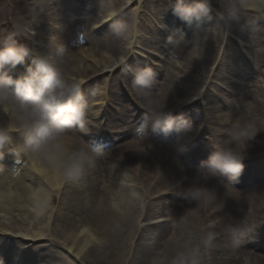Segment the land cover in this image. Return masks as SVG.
<instances>
[{
    "label": "bare ground",
    "instance_id": "obj_1",
    "mask_svg": "<svg viewBox=\"0 0 264 264\" xmlns=\"http://www.w3.org/2000/svg\"><path fill=\"white\" fill-rule=\"evenodd\" d=\"M113 1L119 4L123 10L133 4V0ZM89 2L90 5H97L98 0ZM247 3L249 8H253L254 11L259 7L264 9V5H261L260 0H247ZM112 4L103 10H95L99 11L100 14L95 12L91 18H107V21L117 18L120 13H117L118 11L111 6ZM137 4H139L137 8L129 12L131 18H141V11L146 4V0H137ZM88 6L89 4L80 5L75 2L71 3L69 7L64 4L70 18L78 16L83 11L82 9L87 10ZM52 10L53 8L43 10V12L49 13ZM32 13L35 14V12ZM170 14L174 15L173 12ZM171 15L166 14L165 18L168 20L172 18ZM152 18L157 17L152 14ZM212 18V21L204 19L202 22L208 23L210 28H215L211 25L219 24L218 28L223 31V41H226L227 44L229 40L225 38L227 31L229 34L237 32L244 36L249 48H255L254 54L258 55V58H254L253 61V68L256 70V74L264 73L259 68V65H264V43H261L262 45L260 46L257 43V37L264 35V20L261 18L257 20L256 18L255 20L254 18H242L239 25H233L231 28L223 30L224 25L218 22L214 16ZM29 23L35 24L32 20ZM167 24L169 31L174 32L175 29L172 28L174 25H176L177 29L181 28V32L185 31L183 25L177 19L175 22L168 21ZM240 27H246V35L239 31ZM163 29H165L164 26ZM82 32L84 33V29H82ZM98 33L93 31L88 33L87 36L91 39ZM119 33L114 31L110 36H105V45L114 55L118 54L119 50H123V47H120L122 41L118 37L121 35ZM169 34L171 35V33ZM204 34L209 37L208 35L212 34L214 36L215 32H205ZM221 34L222 32L216 34V38L207 41V43L199 42L196 39L198 37L196 34L187 37L188 43L182 41L175 43V46H177L176 54L184 62L185 68L190 72H195L196 75L193 78L181 75L171 78L168 83L163 81L153 83L150 89L153 87L157 88L160 92L158 98H154L150 94L144 95L142 97L143 100L139 103L140 107L147 111L149 109L148 101L150 100L151 104V101L154 100V110L159 111L163 106L166 111L171 112L173 115H176L179 108L187 107V109H184L185 117L190 119L194 126L199 121L202 125V120L194 116V105L197 103L192 102L186 105L188 101L178 96V94L187 92H192L191 97L198 95L195 93L197 89L194 91L196 86L182 85L180 82L197 79L199 71L203 72L205 70L213 54L212 50L217 48L219 44V39L217 38ZM52 35L59 36L60 32L54 30ZM173 41L171 43L159 42L156 44L157 52L161 54L162 51L166 52L165 48H172ZM100 44L104 45V43ZM227 44L225 48L231 47ZM224 54L228 55L225 52ZM201 57H203V62L198 61ZM215 58H217L216 55ZM231 58L232 56L230 55L226 57V60L224 58L217 73L221 72V68H225L226 71L214 76L215 79H218V82H222L226 86L225 90L220 89L218 93H208L204 97V99L208 100V103L206 102V111L210 115V122L214 112L222 108V113L230 111L233 119L244 113L246 106H248V112L244 116V120H252L261 131L248 145L247 154L249 158L244 161V169H246L240 178L244 177L233 185L242 191L231 190L227 192L228 188L226 185H229L228 182L231 181H227L223 186L216 185L220 201H227L226 207L219 204L208 208L197 207L194 203L189 204L180 196L173 194V192L182 191L181 186L176 181L184 175L189 177L194 175L195 171L192 173V169L197 166L195 153H201L200 143L196 139H193L195 142L188 143L184 138L181 137V141L178 136L173 135L174 143L180 144L181 153H173L165 149V143L158 140L152 142V147L146 145L142 148L134 149L136 147L130 144L128 148L124 147L118 148L114 152L110 151L107 154V163L104 166L98 161L96 168L88 171L87 175H84L77 183H66L63 194L64 201L59 206L63 211L58 209L55 212L57 213L56 216L54 213L49 216L51 217L50 220L47 218L49 221L48 228L52 225V228H49L52 234L58 233L55 222H61L60 233L63 234L64 248L66 249L65 251L59 250V253L60 251L62 252L60 253L62 256H53L50 253L49 250H54L57 247L53 242L48 247L37 243L36 246L32 245L29 249H21L15 245L17 243L15 239L17 238L33 240L47 235L50 241L53 240V238L51 239L52 235L50 237L46 229L42 231L41 227H36V220H44L45 216L44 203L35 199L34 190L37 188L41 189L44 196L48 199L51 188L59 193L65 183L63 176L58 170L46 166L39 160L30 161L27 159L23 171L21 169L13 171L18 173V175H13V172H11L5 176V173H0L2 182L3 180H14L13 183L15 184L14 187H10L7 183L3 185V189L7 190L8 194L7 197H2L3 199L0 201V214L6 215L5 219L8 220L7 215H10L11 211L14 214L18 212L23 214L22 216L20 214L16 216L21 217V219L18 218L20 221L23 218H31L32 221L29 225L30 229H26L23 228L26 227L23 223H17V218L10 217V222L16 221L14 224H9L10 222L4 223L0 218V224H2V226L0 225V251L4 250L5 252V257H3L4 264L12 260L10 255L16 258L13 264H33L34 256H36L38 262H43L45 259L40 254L43 256L47 254L46 258H50L56 264H153V260L156 258L170 261L175 253L185 245L195 246L199 244L204 235L205 225L217 221L218 223L214 230L220 233L223 224L232 222L234 218L242 219L246 227L251 230L244 244L239 248H234L228 242V238L221 234L218 236V241L213 249L202 248L203 264H245L246 259L250 261V264H264V241L261 244L252 241V238L258 239L259 236L261 239L264 238V184H262V181L259 182L250 177V171L255 168L252 164H249L254 160H251V158L264 157V89L260 86V91L257 90V87L255 90H251L246 82L254 75L246 71L242 57L239 61H227V59ZM100 59H102V61L100 60L102 63L107 64V61L103 60V58ZM214 64L215 62L211 65L214 66ZM200 65L204 67L200 68ZM89 68L87 66L84 69L83 66L82 69L84 70L79 71L78 74H88ZM232 77L233 79L235 77L238 79L235 82H225ZM177 84L181 88H178V86L176 88ZM247 88L251 91L247 90ZM176 89L182 91L175 93ZM110 91L113 92L111 88ZM130 92L133 94L132 90ZM230 92L235 96L240 94V99H234L232 102L225 104V99ZM149 96L150 99H148ZM106 97L114 98V95L108 93ZM209 102L213 106L210 110ZM97 103H93V105H98ZM131 112L123 111L120 115L121 117H127ZM248 113L250 114L248 115ZM142 115L144 114L142 113ZM139 116L140 114L138 113L137 117ZM194 130L195 128L193 127V133L195 134ZM212 136L217 141L224 138L223 131L218 133L213 130ZM196 143L199 144L196 145ZM197 146H199L198 150H196ZM7 147L9 148V146ZM116 152L118 153L117 155H115ZM176 158L184 165V171H181L178 167L179 161ZM206 159L208 157H204L203 161ZM116 161L119 163L115 164ZM185 165L188 166L186 167ZM121 167L130 176H124V173L116 174V171H118L116 169ZM187 171L190 172V175ZM86 177L89 178V183L86 182ZM92 193H94V196ZM51 201L53 204H57V197L52 195ZM29 206L33 208L35 214L26 209ZM77 223L85 229L87 236L77 234ZM98 239L99 243H97ZM6 240H12V243L8 245ZM32 251L34 254H32ZM242 258H245V260Z\"/></svg>",
    "mask_w": 264,
    "mask_h": 264
},
{
    "label": "clouds",
    "instance_id": "obj_2",
    "mask_svg": "<svg viewBox=\"0 0 264 264\" xmlns=\"http://www.w3.org/2000/svg\"><path fill=\"white\" fill-rule=\"evenodd\" d=\"M260 3L264 5V0ZM248 8L247 0H176L173 13L189 25L214 15L228 29L241 23L242 12ZM122 27L117 23L114 31L119 33ZM172 40L170 36L169 42ZM66 53L63 44L57 45L55 52H42L15 42L0 45V106L7 113L10 102L15 113L14 121L9 119L0 123V160H3V149L8 145L16 156L23 154L30 161L39 160L58 170L65 183H77L88 171L96 168L104 157L105 147L76 135L77 129H85L90 123L89 101L82 91V82L68 76L64 70ZM18 65H26L25 71L13 77L10 70ZM132 71L135 88H151L155 81L151 67ZM247 112L248 106L234 119L226 118L223 113L216 115V131L223 130L224 138L212 144L214 151L208 159L200 162L193 176L184 175L176 181L182 191L173 194L189 204L208 208L217 204L227 206V201H220L216 185L223 186L231 181L228 187L240 192L233 185L238 182L244 161L249 158V143L261 131L252 120H244ZM179 121H183V125L178 128ZM149 129L153 132L162 130L166 134L174 130L190 132L193 124L183 114L174 116L162 106L159 111H146L138 132H143L145 137ZM13 133L18 134L19 142L14 141ZM178 167L184 171L180 161ZM13 175L18 173L13 172ZM33 195L38 202L47 200L39 188ZM217 223L213 221L205 225L199 244L185 245L170 261L156 258L153 264H203L202 248L213 249L219 235L227 237L232 247L239 248L251 231L242 219L234 218L232 222L224 223L220 233L214 230ZM0 264H4L3 258H0ZM245 264L250 261L246 259Z\"/></svg>",
    "mask_w": 264,
    "mask_h": 264
},
{
    "label": "rangeland",
    "instance_id": "obj_3",
    "mask_svg": "<svg viewBox=\"0 0 264 264\" xmlns=\"http://www.w3.org/2000/svg\"><path fill=\"white\" fill-rule=\"evenodd\" d=\"M2 1L4 3H2ZM20 1H22V0H20ZM38 1L39 2L42 1L43 2V5L46 6V3L47 2L48 3H52V1H54V0H38ZM69 1H73V0H69ZM101 1L102 0H98V2H101ZM26 2H28V1H26ZM175 2H176V0H146V4L144 5V7H145L144 8V13H143L144 17L142 19L145 18L147 21H150L151 18H149V16L152 15V14L155 15L157 18H164V14H166L168 12V10L170 11V8H172V6H174ZM0 3H2V4H0V9H1V7L5 11H7L8 9H12V6L9 4V1H7V0H0ZM104 4H105V1L103 2V4H101L102 7L101 6H98L97 7V10H100V9L103 10L104 9ZM54 5H57V4H54ZM60 5H64V4L61 3ZM60 5L58 7H54L53 8L52 11H56V12H49V14H45V15L50 16V18H51V16L54 15V14H51V13H61L63 9L62 10L60 9ZM45 6H43V7H45ZM154 6H156L155 7V10H154ZM51 7L52 6L49 5L47 7V9H49V8L51 9ZM66 7H69V3L66 4ZM61 14L63 16L56 17V15H55L53 18H55V20H54L55 23L56 24H60V27L63 29V28L68 27L69 26V23L71 22L72 19L74 20V18H72L70 20V18H68V16H67L66 13L65 14L64 13H61ZM61 18H64V19L66 18L65 21H63V23L60 21ZM45 19L46 18L38 19L39 21L37 22V24H35V26L34 25L23 26V24H22V22L24 23L23 18H0V45H2L3 43H7V42L8 43L15 42L17 44H21V45H25V46H28V47H32L33 45H30V41H28L27 38H30L31 40L33 39L34 43H35V40H36V42H38V43H43L44 42L45 44H49V41H48V38L46 37V35H48V33H49L50 30L55 29L54 28V25H56V24H52V25L50 24L49 25L45 21ZM76 19H81V21H82V19L83 20L84 19L90 20L91 18H76ZM122 19L123 20H127V19H130V18H122ZM147 21L141 20V23L138 22V26L142 27L141 30H146V27L147 28H149V27L153 28L152 23H149ZM124 23L128 27V31L124 33V34H127V38H121V39H124L123 41H126L127 42V45H126L125 49L122 50V54H120V55H122L123 57H126V52H127L128 48H129V44H130L129 37L131 38L133 35L130 34L132 28H131V25H130L129 21H125ZM86 25H87V27H92L93 23H89V24H86ZM211 26H213L215 28H209V31H211V32H208V33L215 32V34H214V36H213V34L212 35H208L209 36L208 39L210 38V40H214L216 38L215 35L216 34H220L221 33V30L218 28L219 27V24H215V25H211ZM99 27H100V25L98 24V25L93 26L92 28L93 29L96 28V29L101 30L103 32H100V33L96 34V36L93 37L90 40H85L84 50H85V54H88L89 53V56H91V54L97 55L98 54L97 51H99V50H102L105 53H106V50L109 51L108 50V47L105 45V43H106L105 36L107 34H109V31L107 32L105 30L106 29H109L110 30L112 27H110V24L107 25V27H105V28L100 27V29H99ZM32 29H37V31H36V35L37 36L31 37V36L28 35V32H32ZM204 30H205V28H204ZM141 32H142V34L144 33L143 31H141ZM162 36H165V37H162ZM162 36H156V39H160L162 41V38H165V39L166 38H169L168 37L169 36L168 34H165V35H162ZM152 37L153 36L150 37L148 35V33H146L144 35V38H142L143 40H139L138 41L139 44H136V46L139 47L141 49V52H142L141 57L136 60V64L137 65H139V64H141L143 62H146V61H147V63L149 62V66L152 65L153 63H157L156 62L157 61V58H155L153 56H158V53L155 52L156 44H155V41L152 40ZM235 37H237V36L236 35L233 36V38H235ZM20 38H24V39L23 40H20ZM198 38H199L200 41H203V39H206L204 37V35H202V37H198ZM261 38H264V37H260V39ZM217 39H219V38H217ZM149 40H150V42L147 45L146 41H149ZM100 43H104V45H102ZM144 45H147V46L144 47ZM219 46H220V44L218 45V47ZM149 48H151L152 51ZM231 48L235 49L234 47H231ZM221 50L222 49L220 48V52H221ZM220 52H218V54H220ZM163 53H164L163 54L164 56L166 54H167V56H166V58L163 56L164 60L161 63H158L160 65V67H155V70H159V71L160 70H164L163 72H166L167 78L169 80H171V77L172 76L173 77H177V75H182L183 74V75L189 76L190 78H193L191 76L194 75V74H196L195 72H188V70L184 66V62L182 60H180V58L178 57V55L176 54V51L174 49L171 48L170 50L167 51V53H165V52H163ZM214 53L217 54V52H214ZM214 53L212 54L211 57H214ZM107 55L111 57V55H109V54H107ZM120 55L117 54L116 57L113 58V61L111 60L114 64H116V71H114V72L111 71V70H107V73L106 74H101L102 73L101 71L103 70V68L99 64V60L97 61V64H99V65H97L99 67V70H92V72L93 71L94 72H99V74L97 75V77H101V78H100V80L98 82L91 84V92H89V94L86 95V98L89 101V105L90 104H93L92 100H93L94 92L96 90H98L99 88H104L105 83L107 84V86L110 85V88L111 87H115V89H119V90H121V92L123 91V93L125 92V95H126L127 85H125L124 82H121L120 83L119 82L120 79H117L119 77L118 73L122 69V68L119 69V66L120 65L117 64L119 62V56ZM84 56H87L88 57V55H83V53H79L78 55L72 57L71 60H69L71 62L66 67V71H67L66 74L67 75H70L71 77H76L81 82H83L84 80L88 82V81L91 80V78L96 77L95 73H91L90 71L86 75H79L77 73V72L81 71V69H82L83 66H85L83 63L79 62L80 59H81V57H84ZM114 60H116V61H114ZM200 61H201V59H200ZM213 62H214V60H213ZM77 66H79V69L76 71L75 68ZM126 66H127V64L123 67V69L126 70L127 69ZM131 66L133 67L132 64H131ZM106 67H108V66L106 65ZM210 67H211V65L208 64V66H207L206 69L209 70ZM12 72L15 75H18V71L12 70ZM206 75H207V73L202 74L201 77H200V79H203V77H206ZM107 76H110V79L109 80L107 79ZM258 80L261 81L259 78H258ZM184 81H182L180 83L183 84ZM164 83H166V82H164ZM177 86H178V84H177ZM177 86H176V88H177ZM179 87L180 86H178V88ZM148 93L150 94L151 91H149ZM196 96L191 97V99H193ZM101 100H102V98H101ZM106 103L107 102L103 99L101 101V107L104 106V104H106ZM201 108H202V106H201ZM94 109H95L94 113L96 114V118H100V115L101 114H100V108H99V106L95 107ZM2 110H3V106H0V115H3ZM9 110H10V114L5 115V116L3 115V117L6 119V121H8L9 119H12L14 121V119H15L14 118L15 115L13 114L14 112H13L12 109H9ZM214 121L215 120H213V125L212 126L214 128H217L218 125L217 126L214 125ZM2 122L3 121H2V119L0 117V123H2ZM190 137L188 138V141H189ZM253 159H254L253 160V165H254V161L257 159V157L256 158H253ZM197 167L198 166H196L194 169H192V173L194 171H196V168ZM258 169L259 170H257L258 172L255 175V179H257L259 182L262 181V184H264V164L262 166H260ZM124 170L125 169L123 167L122 168H119L118 174L125 173ZM85 175H87V173ZM126 175L128 176L129 173H126ZM86 178H87L86 179V182L89 183V178L88 177H86ZM86 182H85V184H87ZM65 187H66V184L64 183V186L61 189V191L58 193V195H61L63 193ZM52 194H53V196L55 195V193H52ZM92 194L94 196V193H92ZM62 202H63V200L62 201L61 200H57L58 206L62 205L61 204ZM43 203H44L43 208H44V216H45V218H44V221L38 222V220H37L36 223H39V224H37L36 227L42 226V225H45L46 224V217L48 216L47 212H49V207L52 206V204H51L52 201H50V203H49V196H48L47 201L46 202H43ZM91 203H92V199H91ZM54 207L56 209H59L60 211H63V209L61 207H57V206H54ZM28 208L29 207H27L26 209L28 210ZM16 215L17 214H14L11 211V214L10 215H7L8 220L5 219L6 217L0 216V218H1L2 222L9 223L10 222V220H9L10 217L11 218L12 217L13 218H17ZM14 222H16V221H12L9 224H14ZM22 222H23V225L26 226V227H23V228L28 229L29 227H27V226H29V223L31 222V218H28V222H24V220L23 221L17 220V223H22ZM0 225L2 226V224H0ZM60 226H61V222H59L58 229L60 228ZM9 229H11V227H9ZM56 237H57L58 240L61 241L60 242L61 243L60 245H62V248H64V244L65 243L63 241V238L61 237V234L58 233L56 235ZM46 242L47 241H44L42 243H46ZM56 255L59 256V254H56Z\"/></svg>",
    "mask_w": 264,
    "mask_h": 264
}]
</instances>
